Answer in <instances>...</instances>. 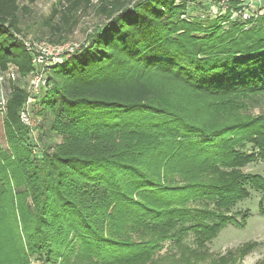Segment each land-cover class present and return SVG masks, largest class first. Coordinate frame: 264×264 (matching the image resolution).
Masks as SVG:
<instances>
[{"label": "trees", "instance_id": "1", "mask_svg": "<svg viewBox=\"0 0 264 264\" xmlns=\"http://www.w3.org/2000/svg\"><path fill=\"white\" fill-rule=\"evenodd\" d=\"M21 1L36 0H0V75L13 66L27 78L36 67ZM83 1L59 0L52 17L74 27ZM227 4L215 18H188L180 0H101L102 24L46 67L39 92L9 79L0 264H63L73 234L113 264H231L258 246L218 259L208 246L246 226L249 213L232 210L250 189L264 216V175L243 170L264 163V113L251 111L264 98V14L232 20L241 1ZM24 110L61 139L40 156Z\"/></svg>", "mask_w": 264, "mask_h": 264}, {"label": "rangeland", "instance_id": "2", "mask_svg": "<svg viewBox=\"0 0 264 264\" xmlns=\"http://www.w3.org/2000/svg\"><path fill=\"white\" fill-rule=\"evenodd\" d=\"M188 4L187 13L185 17L193 18L195 16H205L215 18L219 13L223 14L226 7H228L229 0H180ZM241 11L233 13L232 20L246 19L255 14H264V0H240ZM101 0H89V2L83 1L80 6V11L77 16V24L73 27V23L70 25L62 24L59 21L58 16L52 17L53 10L59 5V0H36L32 3L21 1L22 9L20 11V20L22 34L26 41H41L46 40L55 45H65L68 43L83 44L87 40L88 33L94 31L95 27L102 24L104 18L100 15L98 6ZM25 5V6H24ZM25 8H24V7ZM61 23L62 32L52 35L51 27ZM55 38V40H62L64 42L54 43L49 39ZM79 49V48H78ZM69 56H65L58 60V62L64 61ZM21 80L23 86L27 88L29 92L33 91V76L27 78H20L19 75L16 78ZM15 79V80H16ZM10 81L5 78L4 81H0V101L2 96L7 98L10 91ZM45 90L42 91V93ZM1 106V104H0ZM33 107V105H32ZM252 113L261 114L264 113V98L261 99L259 107L251 108ZM32 115V123L29 125L31 129L30 142L34 145L38 155L39 151L44 150L48 144H55L61 139L54 134L50 133L46 128V120L41 116ZM3 132V112L0 110V141L4 143ZM244 172L249 174L264 175V163L262 161H256L243 168ZM261 193L253 189H250V197L242 202H239L234 208L233 212L237 213V219L242 220L244 213H249V217L246 219V226L244 228H238L234 225H229L219 236L214 239L208 246L213 258L218 259L220 256L228 255V252H234L237 255V249L244 243L249 241H257L258 246L252 250L245 257L232 258L231 264H259L264 262V216L259 213V201ZM171 247V242H166L162 253L166 252ZM160 255V253H158ZM157 255V256H158ZM229 256V255H228ZM30 264H45L44 260L38 259L35 256L30 257ZM63 264H113L109 260L102 259L99 256L90 254L85 248L80 238L73 234L70 240V246L64 252Z\"/></svg>", "mask_w": 264, "mask_h": 264}, {"label": "built area", "instance_id": "3", "mask_svg": "<svg viewBox=\"0 0 264 264\" xmlns=\"http://www.w3.org/2000/svg\"><path fill=\"white\" fill-rule=\"evenodd\" d=\"M27 50L33 56V63L36 67L35 72L32 74L33 91L36 93L40 91V88L46 84V67L53 65L60 61L61 58L65 56H70L80 49L81 44L78 43H68L65 45H55L46 40L41 41H26L24 40ZM79 48V49H78ZM64 59V58H63ZM18 76L17 69L10 66L9 69L0 75V81H4L5 78L8 80H15ZM4 96L0 101L1 107H4L6 100ZM21 119L25 125H30L32 122L29 112L27 110L22 111Z\"/></svg>", "mask_w": 264, "mask_h": 264}]
</instances>
